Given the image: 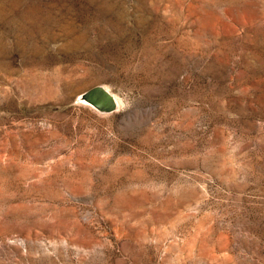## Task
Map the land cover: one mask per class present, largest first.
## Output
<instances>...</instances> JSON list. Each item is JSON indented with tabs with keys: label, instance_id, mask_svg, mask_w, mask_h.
<instances>
[{
	"label": "rangeland",
	"instance_id": "obj_1",
	"mask_svg": "<svg viewBox=\"0 0 264 264\" xmlns=\"http://www.w3.org/2000/svg\"><path fill=\"white\" fill-rule=\"evenodd\" d=\"M0 264H264V0H0Z\"/></svg>",
	"mask_w": 264,
	"mask_h": 264
},
{
	"label": "water",
	"instance_id": "obj_2",
	"mask_svg": "<svg viewBox=\"0 0 264 264\" xmlns=\"http://www.w3.org/2000/svg\"><path fill=\"white\" fill-rule=\"evenodd\" d=\"M75 102L89 107L101 115H110L119 111L120 108L117 98L102 85L94 86L80 93Z\"/></svg>",
	"mask_w": 264,
	"mask_h": 264
},
{
	"label": "bare ground",
	"instance_id": "obj_3",
	"mask_svg": "<svg viewBox=\"0 0 264 264\" xmlns=\"http://www.w3.org/2000/svg\"><path fill=\"white\" fill-rule=\"evenodd\" d=\"M117 98V97H116ZM118 100V99H117ZM118 102H119V100H118ZM119 105H120V102H119Z\"/></svg>",
	"mask_w": 264,
	"mask_h": 264
}]
</instances>
